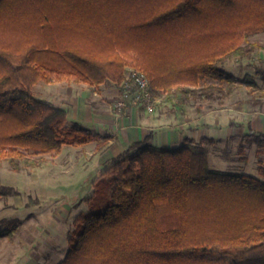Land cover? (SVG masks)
Here are the masks:
<instances>
[{"label":"trees","instance_id":"obj_1","mask_svg":"<svg viewBox=\"0 0 264 264\" xmlns=\"http://www.w3.org/2000/svg\"><path fill=\"white\" fill-rule=\"evenodd\" d=\"M264 33V0H0V158L12 168L34 154L59 152L101 136L66 108L35 98L37 81L120 84L126 67L142 71L152 99L217 100L238 83L225 70L247 57ZM255 73L264 80V67ZM254 137L264 149V133ZM151 133L112 158L93 183L86 213L73 219L58 264H264V165L261 178L208 165L207 138L175 148ZM100 144L98 148L101 147ZM17 194L0 183V199ZM16 221L0 226L11 237Z\"/></svg>","mask_w":264,"mask_h":264},{"label":"rangeland","instance_id":"obj_2","mask_svg":"<svg viewBox=\"0 0 264 264\" xmlns=\"http://www.w3.org/2000/svg\"><path fill=\"white\" fill-rule=\"evenodd\" d=\"M246 43H256L258 47L245 57L246 63L241 68H234V72L240 79L247 75L255 83L262 82L260 90H264L263 78L255 73L256 66L264 67V33L249 36ZM68 84L39 80L32 87V92L41 101L66 108V95L70 92ZM76 90L79 94L78 88ZM248 90L258 94L257 88L248 87ZM160 95L166 96L161 92L155 97ZM168 95L181 96L178 92ZM190 101L178 102L179 107L183 106L182 115L195 114L196 106L205 105L197 104L205 102L200 99ZM73 123L71 118L66 117L65 127ZM253 140L254 137H250L247 142L241 140L236 148L208 146V165L211 168L220 165L223 169L227 167L235 171L243 165L250 175L261 178L257 166L259 163L264 165V156L256 150L254 153L256 143ZM94 149L91 141L79 147L63 145L59 152L34 154V158L43 157L39 166L25 160H12L18 163V170L12 168L11 159L0 158V183L17 190V194L0 199V226L5 227L8 222L15 221L18 225L11 237H0V264H58L63 259L73 219L79 213L88 211L86 199L92 195L93 182L103 175L101 173L96 177ZM215 155H224V159L216 158Z\"/></svg>","mask_w":264,"mask_h":264},{"label":"crops","instance_id":"obj_3","mask_svg":"<svg viewBox=\"0 0 264 264\" xmlns=\"http://www.w3.org/2000/svg\"><path fill=\"white\" fill-rule=\"evenodd\" d=\"M244 61L245 57L231 58L223 67L237 76L234 68L239 69V66L241 68L246 63ZM128 68L132 67H126ZM69 84L70 92L66 95L67 118H71L94 133L109 136V139L105 141L103 138L91 141L95 148L96 177L104 173L113 157L149 133H151V139L148 143L165 148L180 146L184 138L194 143L207 138L210 141L203 144L208 149V156L210 153L208 146L220 149L226 146L236 148L244 135L264 133V90H260L262 82H256L254 87H246V83H238L223 99L222 104H218L217 100L198 102L197 104L205 105L196 106L195 114L191 113L189 116L182 115L183 106L178 105V102L182 103L181 97L169 96L166 92L165 97L163 95L154 97L152 112L142 107H128L124 113L118 114L113 103L120 92L119 84L110 81L101 83L97 87H90L85 83L71 82ZM248 87L257 88L258 94L250 93ZM77 88L79 94L76 92ZM187 101L192 102L185 100L183 103ZM101 143L103 144L98 148ZM256 148L257 146L254 153ZM259 155L264 156V149ZM223 156L215 155L219 159H224ZM214 164H216L215 161ZM214 169L229 170L227 167L223 169L220 165H215ZM238 169L240 172L250 173L243 165L238 166Z\"/></svg>","mask_w":264,"mask_h":264},{"label":"built area","instance_id":"obj_4","mask_svg":"<svg viewBox=\"0 0 264 264\" xmlns=\"http://www.w3.org/2000/svg\"><path fill=\"white\" fill-rule=\"evenodd\" d=\"M126 73L119 84L120 92L113 103L117 113H124L128 107H142L152 112L154 104L148 77L135 68L126 69Z\"/></svg>","mask_w":264,"mask_h":264}]
</instances>
